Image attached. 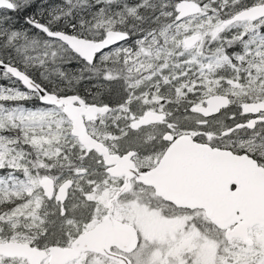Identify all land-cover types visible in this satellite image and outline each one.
Returning a JSON list of instances; mask_svg holds the SVG:
<instances>
[{
  "label": "rangeland",
  "instance_id": "rangeland-1",
  "mask_svg": "<svg viewBox=\"0 0 264 264\" xmlns=\"http://www.w3.org/2000/svg\"><path fill=\"white\" fill-rule=\"evenodd\" d=\"M12 1L19 2L20 0ZM105 1H107V4L111 5L116 3L114 1L117 0ZM197 1L202 2V13L196 15L198 18L193 16L181 22H177L176 20L175 22H169L165 11H163V15L160 14V17H158V14L155 16L153 6L146 12L139 11L140 13H138L134 11L136 15H140L138 19L141 21V26L133 33L134 37L131 42L122 43L109 49L98 57L94 65L88 67L90 76L95 77L103 85H109L115 88L114 98L116 101L119 95L122 98L120 99L119 105L114 108L115 111L113 109V116L108 117L107 114L100 116L96 121L89 122L88 131L93 137L96 138L98 136V131L102 127L114 126V123L117 121L114 113H119L117 117L121 116L122 121L125 123L129 122L128 124L130 127V123L133 120L138 119L148 111H153L156 106H159L157 105L159 101L158 98L142 96L141 94L146 92V88L149 87L148 85L153 83L154 79L152 78L158 74V69H168L171 58L175 61L178 60L184 67H191L196 70L194 79L189 76H181L178 79L174 76V78L176 81H182V83L188 86L187 90L192 91L198 103H203L204 99L208 97V95L204 97L201 96L204 95V91L207 90L209 86L216 89L220 85V88L223 87V90L226 89V93L231 95L232 106L224 111V115H220L215 119L214 123L230 120L233 115L235 116L234 112L238 105L249 102H246V100L249 98L247 96H250L251 90L247 89V82L251 81L256 85L264 82V31H260V26L264 22V19L253 22H238L230 26H224L223 21L225 19L241 10L238 5L235 6L232 3L229 14L223 19L218 16L217 13L220 12L217 10V7L215 8L212 0H206V2L204 0ZM78 2L82 3L83 1ZM153 5L156 7L155 3H153ZM95 16L96 15L93 17ZM119 16L120 13L117 11L114 16H112L111 21L117 22ZM101 18L94 21V24L98 27H100L102 22L97 23V20ZM142 27L145 28V30L140 32ZM100 28L91 25L88 27L86 34L91 37L90 39L96 40L97 30ZM225 32L245 35L244 42L252 44L251 49H249L251 57H254L251 62L253 63L254 69L252 74L248 76L242 75L239 78L226 81L215 77L216 75L213 72L217 71L216 68L223 67V65L225 67L230 61L224 57V50L220 49L218 45L211 46L210 40L212 37L221 35ZM195 33H200L202 35L201 41L191 49L185 48L183 46L184 38ZM205 35L207 37L206 39H204ZM48 44L44 40L32 41L31 43L21 45V47H15L14 52L17 54V58L21 61L22 65L31 66L37 77H39V79L41 78L43 81L51 84V79L59 78L61 75L67 76V80L70 83L75 81L72 73H67L66 75L62 72L59 75L58 70L46 72L48 71L46 69L48 68L50 60L55 61L56 59H63L71 61L75 59L76 56L60 43L53 42L52 44ZM18 55H20V58ZM23 58L26 60H23ZM0 94L2 98L12 100L24 96V92L16 88L4 89ZM228 94L222 95L229 96ZM161 111L162 110L159 108L158 112ZM188 117L193 119L190 114H187L185 118ZM170 118L171 119H169V122L167 121L165 126L166 128L172 129L175 122L171 116ZM187 123L190 124L189 121ZM67 126L71 130L70 122L61 111L41 108L23 109L20 107H15L14 110H6L3 104L0 105V130L8 129L9 127H18L26 132L31 145V150L27 152L20 149L19 146H16V144H18L16 141L18 140H15L14 137L8 142L0 141V169H4L3 172L7 175H12L19 171L21 174H25V176L29 177L32 185L37 189L35 194H38L37 196L40 202H43L42 200L44 197H47L42 188V182L47 177H51L58 187L65 179L63 176L76 173V176H73L75 178L73 179L75 185L71 187L68 205L66 208L62 207L61 213L65 214L69 211L71 213H76V211L81 213V208L75 205V201L81 198L88 199L85 202H90L92 209L90 210V215L86 216V220L83 219V221L86 222V227L90 228L104 217L107 201L112 194L115 179H107L103 172L100 173L101 176H95L93 174V169L96 168L97 165L96 158H94L93 161H87L90 169H75L68 172L67 175H65V173H59L58 175L54 174L53 176H47V174L44 175L39 170L42 168L48 169L51 172H57L55 170L56 165L62 159V155L57 153V150L61 149V147L65 146L67 143L65 140V128ZM138 133L139 135L148 133L146 137L148 144L147 154L139 155L138 158L141 164H148L152 161V155L156 150L157 144L155 139L158 137L159 133H161L162 136V128L151 127L147 132L139 131ZM106 139L109 145L114 149L121 148V150H123L118 142H114L113 137ZM249 140H251V138H249ZM87 171H89V176L92 180H87V176H85ZM81 182L85 185H89L90 189L91 186H93L95 192L89 195L81 192ZM9 188L10 182L0 178V193H7ZM40 188L41 190H39ZM150 196L151 195L147 191L136 189L115 205L114 216L116 219L126 220L128 224H133L142 229L140 245L137 250L131 254L130 259L133 264H149L151 261H154L155 257H158L160 253L155 243H151L154 242L153 236L158 237V230L152 224L153 221L148 218V214L145 210L147 205L144 201H150L152 199ZM50 199L53 200V198ZM26 204L28 205L29 202ZM75 207H77V209H75ZM13 212L20 215L26 214L23 206L16 207ZM19 218L24 219L29 225L35 223L34 220L37 219L34 215L30 217L19 216ZM11 220L13 224L20 225L17 217ZM146 223H148L147 226L145 225ZM144 230L147 231V234ZM21 232L24 234V231ZM23 234L21 235L23 236ZM12 240L29 243V239L26 237L14 238ZM181 245L187 248L190 247L189 241L186 239L182 240ZM164 251V259L161 253V259L159 257V260L156 262L160 263L163 261L162 264H171L173 261L171 246L165 247ZM0 264L28 263L24 259L4 258L0 256ZM42 264H47V261H44ZM70 264L118 263L97 255L91 258L81 256L78 260Z\"/></svg>",
  "mask_w": 264,
  "mask_h": 264
},
{
  "label": "trees",
  "instance_id": "trees-1",
  "mask_svg": "<svg viewBox=\"0 0 264 264\" xmlns=\"http://www.w3.org/2000/svg\"><path fill=\"white\" fill-rule=\"evenodd\" d=\"M78 1H83L79 3ZM180 0H117L111 5L107 4L105 0H20L14 1V8L12 10L0 9V60L4 63H9L18 67L21 71L29 75L34 81L39 83L47 91L55 93L59 96H65L75 94L80 98L87 100L91 103L99 105H109L112 107V111L108 113V117L113 116L112 112L114 108L119 105V95L117 101L114 98L115 88L113 86H106L101 84L95 77L90 76L89 66L85 65L83 61L77 57L71 61L63 59L50 60L46 72L58 70L60 75L62 72L72 73L75 81L69 82L67 76H59V78L51 79L49 82L43 81L37 77L33 68L28 65H22L21 61L17 58V54L14 52L15 47H21L23 44L31 43L32 41L44 40L47 44H52L53 41L49 40L43 33H40L36 28L31 25V22H36L45 25L51 31H61L74 36H80L84 38H91L86 34L88 27L93 25L97 28V36L95 39L103 37L108 30L124 31L130 34V41L134 37V32L140 28V20L135 13L139 11L146 12L148 9L154 7V14H164L169 22H175L174 4ZM197 1V0H195ZM206 2V0H204ZM215 8L220 13H217L220 18H225L232 6V3L240 9L246 8L259 3H264V0H212ZM153 3L156 4L153 5ZM202 3V2H201ZM120 13L117 22H113L112 16L116 12ZM136 11V12H134ZM134 12V13H133ZM96 15L95 17H93ZM102 17V18H101ZM106 19H104V18ZM97 23H101L100 27L94 24L96 19ZM157 18V17H156ZM198 18V16H195ZM104 20V22H103ZM161 20V19H159ZM163 20V19H162ZM264 21V20H263ZM87 29V30H86ZM145 28H141L140 32H143ZM204 30V29H203ZM260 31H264V22L260 26ZM225 34V35H224ZM206 35L204 39H206ZM48 39V40H46ZM245 35L235 33H223L216 35L210 40L211 46L218 45L220 49H223V55L230 62L225 67L216 68V72H213L220 80H232L239 78L242 75H250L253 73V63H251L254 57H251L249 49L252 44L244 42ZM52 42V43H51ZM48 44V45H49ZM47 45V46H48ZM218 48V47H217ZM20 58V55H18ZM251 57V58H250ZM23 60H26L23 58ZM196 70L191 67H184L178 60L170 59L168 69H158V74H162L163 78H153L152 84L148 85L146 92H143L142 96H151L158 98L159 106H162L163 102L167 104L175 105L170 107L168 112V122L170 116L174 120V125L169 131L173 134L181 133H193L210 130L208 124H206L201 117L194 114L191 108H186V104H191V107L199 105L195 99L196 96L192 91L187 90L188 86L182 81H171L169 77L178 79L181 76H189L192 79L195 78ZM51 74V73H50ZM157 74V75H158ZM52 75V74H51ZM57 75V74H54ZM157 75L153 76L156 77ZM211 77V76H210ZM166 79V80H165ZM175 79V78H174ZM175 79V80H176ZM241 80V79H240ZM169 81V86L165 90L163 87L165 82ZM242 81V80H241ZM97 83V84H95ZM158 87L160 95H157V91L153 90ZM7 88H16L24 92V96L19 99H5L0 96V105H4L6 110H14L15 107L23 109H47L57 110L53 107L43 106L39 103V98L36 94L26 91L22 85L13 80L12 78L0 74V92ZM247 89L251 90V94L246 102L255 100H264V82L261 84H254L253 82H247ZM201 97L212 94H228L226 89L220 88V85L215 89L209 86L204 91ZM1 95V94H0ZM231 98V95L228 94ZM144 98V97H143ZM123 101V100H122ZM160 102V103H159ZM244 102V101H243ZM232 104V98H231ZM156 106L155 108H158ZM114 109V111H113ZM60 111V110H57ZM123 113V112H120ZM124 114V113H123ZM190 114L192 118L187 117ZM116 122L114 126L102 127L96 137L109 147L113 153H123L130 149L138 151L140 154H145L148 151V144L145 135H139V131H132L129 127V122L122 121V117L118 116L119 113H114ZM190 122L187 123V122ZM186 122V123H183ZM221 122H217L215 126L222 125ZM68 125V124H67ZM216 126V127H217ZM157 127V126H154ZM212 127V125H211ZM151 127L142 129L140 131H149ZM16 130V131H13ZM65 140L67 141L65 146H59L61 149L57 150V153L62 155V159L56 165L55 170L57 172H51L48 169H39L42 174L47 176H53L54 174L71 172L75 169H90L87 161L97 159L96 168L93 169L95 176H101L104 167L102 159L95 152L86 151L81 145H79L77 139L71 136L70 129L67 126L65 128ZM15 138L18 140L20 149L23 151H30L31 145L29 138L25 131L18 127H9L8 129L0 130V141L8 142ZM113 137L114 142H118L123 150L114 149L109 145L106 138ZM161 133L155 139V142L161 140ZM64 139V138H63ZM4 169H0V178L10 182V188L7 193H0V240L9 241L14 238H28L29 243L35 247L47 249L50 245L56 244L61 246H67L71 241L81 232L87 230L85 223V217L90 215L92 209L90 202H85L88 199H80L75 201V205L81 208V213L66 212L61 213L62 207H67L68 201L64 205L56 203L54 200L44 197L43 202L39 201L37 189L34 188L29 177L25 174H21L17 171L15 174L7 175L3 172ZM73 175L63 176L65 179H75ZM87 171L85 176L87 180H92ZM61 176V175H59ZM76 176V175H75ZM64 179V180H65ZM117 181L114 183L112 194L115 193L117 188ZM75 185V184H74ZM41 190V188L39 189ZM81 192L89 195L95 192L93 186L91 189L89 185H85L81 182ZM29 202L27 205L26 203ZM26 204V205H25ZM18 206H23L26 214H15L13 211ZM77 209V207H75ZM74 211V212H75ZM30 217L34 215L37 217L35 223L29 225L24 219H20L19 216ZM18 218L20 225L13 224L11 219ZM24 231V234L21 232ZM23 234V236L21 235ZM85 258H91L97 256L93 253L82 254Z\"/></svg>",
  "mask_w": 264,
  "mask_h": 264
},
{
  "label": "water",
  "instance_id": "water-1",
  "mask_svg": "<svg viewBox=\"0 0 264 264\" xmlns=\"http://www.w3.org/2000/svg\"><path fill=\"white\" fill-rule=\"evenodd\" d=\"M12 10L11 0H0V9ZM203 6L195 0H180L174 6L175 20L181 22L186 18L202 13ZM264 19V3L255 4L234 13L223 21L224 26L236 22L259 21ZM49 38L62 42L76 56L92 64L97 55L113 46L123 43L128 36L124 32L108 31L99 41L84 39L64 32H51L46 27L36 25ZM202 38L200 33L191 34L184 38L185 48H192ZM0 71L6 72L17 80L22 87L32 93L38 94L40 102L62 108L63 114L71 124V135L86 151H96L103 159L106 173L112 178L124 177L125 180L119 190L108 199L106 213L91 228L81 232L68 246L52 244L48 250L37 248L28 242L9 240L0 242V256L4 258L24 259L28 264H70L83 253H94L112 260L118 264H131L125 255L133 251L137 244V232L133 226L114 217L115 203L120 196L130 190V180H136L146 186L154 188L157 195L174 203L179 207H200L204 197V185L199 176L219 172L224 178L223 186L219 190L211 191L208 196L221 194V212L229 216L236 210L245 212L251 224L264 227V169L256 167L244 155L238 156L228 150L212 149L204 144H196L188 134L174 138L171 133L164 135V140L170 146L164 152L159 164L152 170L138 173L133 161L134 152L112 154L100 141L96 140L87 130L86 122L95 121L98 115L109 112V107L85 105L75 96H55L43 90L30 76L18 68L0 60ZM230 104L229 97L225 95H211L205 99V104L193 109L203 118L212 117ZM264 111V101L248 102L242 105L244 114H255ZM165 116L153 112L144 114L133 121L131 127L138 129L151 124L160 123ZM252 121L247 123L251 127ZM209 171V172H208ZM212 171V172H211ZM202 175V176H201ZM213 175V174H212ZM196 179V180H195ZM235 184L234 190L230 185ZM72 181L66 180L59 187H54L53 181L47 178L42 182V188L47 197L64 204L68 198ZM214 193V194H212ZM206 196V195H205ZM211 197V198H212ZM191 200H196L191 204ZM210 200V198H209ZM219 200V201H220ZM212 206V203H210ZM219 210L211 207V210ZM221 213V214H222ZM217 213H213V217ZM223 219L214 218L217 224ZM116 247L121 253L111 250Z\"/></svg>",
  "mask_w": 264,
  "mask_h": 264
},
{
  "label": "flooded vegetation",
  "instance_id": "flooded-vegetation-1",
  "mask_svg": "<svg viewBox=\"0 0 264 264\" xmlns=\"http://www.w3.org/2000/svg\"><path fill=\"white\" fill-rule=\"evenodd\" d=\"M1 73L3 75L5 74L3 71H0V74ZM153 78H163V75L158 74ZM169 80L176 81L171 77H169ZM168 86L169 81H166L161 87L167 91L169 90L167 89ZM153 90L157 91L159 88H156L155 85ZM160 92L162 91H157V95H160ZM205 99L203 103L200 104L204 105ZM84 101L86 104H96L88 102L87 100ZM257 101L264 100L249 102ZM242 105L243 103L237 106L234 112L235 116L233 115L230 120H227L226 122L218 121L221 122L220 124L222 125H216V127L215 124H217V122L214 123V121L220 115H224V111L230 108L232 104H229L226 109L221 110L218 114L212 117L202 118L203 121L209 125L210 130L186 134H188L196 144H204L212 149L228 150L238 156L244 155L252 164L254 163L256 167L264 169V111H259L255 114H244L242 112ZM172 106L171 104L164 102L162 106L153 109V111H158L160 108L166 114V120L135 131L138 132L142 129L154 126L162 128L161 140L156 143V150L152 155L153 158L150 163L141 164L138 159L139 155H145L147 153L140 154L138 151L133 149L120 153V155H122L131 150L135 151L136 154L132 159L140 173L148 172L155 168V166L159 164L164 152L171 144L170 142L164 140V135L166 133H171L169 131L170 129L166 128L165 124L168 121L167 111H169ZM186 108L193 109L191 104H186ZM57 110L62 112V109ZM250 121H252L251 127L247 126V123ZM88 124L89 122H86L87 130ZM178 135H175L174 138ZM249 138H251V140H249ZM102 171L107 179H115V181L118 182H116V193V191L119 190L123 184L125 178H112L106 173V167ZM213 171L215 172V170ZM214 172L211 174L210 172L209 174L207 173L204 178L202 175V177L199 176L200 181L202 180L204 188L206 189H203V195L205 194L206 196L204 195L205 198H203L200 202L201 206L194 208L176 206L174 203H171L170 201H167L163 197L157 195L154 188L138 182L135 177L130 180V190L120 196L115 205L120 200L125 198L130 192L135 191L136 189L147 191L151 195L150 197H152V199L150 201H144L147 205L145 210L148 214V218L153 221L152 224L158 230V237L153 236L154 242L151 243H155L157 250L160 253L159 256L155 257V260L151 261L149 264H162L163 261L160 263L156 261L159 260V257L161 259V253L164 259V248L167 246H171L172 249L171 256H173V261L171 264H264V227L259 224H251L248 218H246L245 212H241L239 210H236L227 217L223 216L224 214L220 211L222 205V200H220L222 198L221 194L218 193L216 198L214 195L213 197L208 196L209 189L211 191H214L215 189L219 190V188L223 186L224 178L221 177L219 172ZM72 181L75 184L73 179ZM74 184L72 186H74ZM235 187V184H231L230 190H234ZM70 192L71 188L66 201L69 200ZM113 195H111L110 198ZM195 201L196 200H191L190 203L194 204ZM210 203H212V206H210ZM211 207H217L219 210L214 211L213 208L211 210ZM214 212L217 213V217H213ZM214 218L223 220L220 221V224H217L214 221ZM120 221L127 223L126 220ZM147 224L148 223L145 225L147 226ZM131 226H133L137 232V244L133 251L125 254L129 259L131 258V254L136 251L140 245V235L142 230L133 224ZM144 232L147 234L146 230H144ZM183 239L189 241V248L181 245ZM111 250L116 253H121L116 247H112ZM130 261L131 264H133L131 259Z\"/></svg>",
  "mask_w": 264,
  "mask_h": 264
},
{
  "label": "bare ground",
  "instance_id": "bare-ground-1",
  "mask_svg": "<svg viewBox=\"0 0 264 264\" xmlns=\"http://www.w3.org/2000/svg\"><path fill=\"white\" fill-rule=\"evenodd\" d=\"M11 2L13 3V1L11 0ZM201 3V2H200ZM202 4V3H201ZM260 4V3H259ZM13 5H14V3H13ZM249 7V6H248ZM244 9V8H243ZM175 12V11H174ZM190 18V17H189ZM186 19H188V18H186ZM236 23H238V22H236ZM31 25L34 27V28H36V25H41V26H44V27H46L45 25H43V24H40V23H36V22H31ZM231 25H233V24H231ZM230 26V25H229ZM47 28V27H46ZM37 29V28H36ZM48 29V28H47ZM40 33H43L41 30H39V29H37ZM48 30H50V29H48ZM51 31V30H50ZM108 31H110V30H108ZM107 31V32H108ZM112 31H117V30H112ZM51 32H61V31H51ZM107 32H105V34L107 33ZM117 32H124V31H117ZM65 33V32H64ZM124 33H126L127 34V36H128V38H127V40H125L123 43H128L129 41H130V39H131V37H130V34L129 33H127V32H124ZM44 34V36H46L49 40H51V41H53V42H57V43H60L61 45H63V46H65L66 47V45L65 44H63L62 42H59V41H56L55 39H52V38H49L47 35H45V33H43ZM68 34V33H67ZM105 34L103 35V37L105 36ZM69 35H71V34H69ZM72 36H74V35H72ZM76 37H80V36H76ZM102 37V38H103ZM80 38H84V37H80ZM102 38H100V39H98V40H93V41H99V40H101ZM48 39H46V40H48ZM84 39H90V38H84ZM90 40H92V39H90ZM201 41V39L195 44V45H197L199 42ZM52 43V42H51ZM122 44V43H121ZM119 45V44H118ZM117 46V45H116ZM184 46V45H183ZM113 47H115V46H113ZM113 47H111V48H113ZM111 48H109V49H111ZM109 49H106L104 52H106V51H108ZM104 52H102L101 54H99V55H97L96 56V58H95V60H94V62L92 63V64H89V63H87L86 61H84L83 59H81V58H79V57H77V56H75V58L77 57V58H79L81 61H83L87 66H91V65H93L94 63H95V61L98 59V57L100 56V55H102ZM73 55V54H72ZM2 61V60H1ZM9 64V63H8ZM10 65H12V64H10ZM12 66H14V67H16L15 65H12ZM16 68H18V67H16ZM19 69V68H18ZM20 70V69H19ZM21 71V70H20ZM23 72V71H22ZM3 73H5L4 75L5 76H8V77H11V75L10 74H8V73H6V72H3ZM24 73V72H23ZM26 74V73H25ZM13 80H15L13 77H11ZM17 81V80H16ZM37 83V82H36ZM39 84V83H38ZM40 85V84H39ZM40 87L43 89V90H45L47 93H49V94H52V95H55V96H59V95H57V94H55V93H52V92H50V91H47L44 87H42L41 85H40ZM27 91V90H26ZM29 92V91H28ZM34 94H36V93H34ZM37 96H38V94H36ZM215 95H222V94H215ZM65 96H68V95H65ZM70 96H75V97H77V98H79L80 100H82L84 103H85V105H96L97 107H109V111H111V106H109V105H98V104H86V102L82 99V98H80L79 96H77V95H75V94H70ZM226 96V95H225ZM59 97H61V96H59ZM227 97H229V96H227ZM38 98H39V96H38ZM229 99H230V104H231V98L229 97ZM39 102H40V98H39ZM40 104L41 105H43V106H47V107H53V108H55V109H62V108H59V107H55V106H52V105H46V104H42L41 102H40ZM202 104H200V105H196V106H194L193 107V109L195 108V107H197V106H201ZM193 109H192V112L194 113V114H196V115H198L197 113H195L194 111H193ZM148 112H153V113H157V114H162V115H164L165 116V120H166V114L164 113V112H158V111H148ZM148 112H146V113H148ZM62 113H63V110H62ZM109 112H107L106 114H104V115H107ZM145 113V114H146ZM144 115V114H143ZM142 115V116H143ZM65 116V115H64ZM99 116V115H98ZM101 116H103V115H101ZM141 116V117H142ZM199 116V115H198ZM141 117H139V118H141ZM199 117H201V116H199ZM98 119L100 118V116L99 117H97ZM138 118V119H139ZM201 118H203V117H201ZM97 119V120H98ZM137 120V119H136ZM133 121H135V120H133ZM132 121V122H133ZM91 122H93V121H91ZM131 122V123H132ZM131 123H130V129L132 130V131H136V130H139V129H141V128H144V127H141V128H138V129H133L132 127H131ZM156 124V123H155ZM151 125H153V124H151ZM150 126V125H149ZM145 127H147V126H145ZM89 132V131H88ZM172 134V133H171ZM184 134H186V133H181V134H172V136L173 137H175V135H178L177 137H179L180 135H184ZM176 137V138H177ZM75 138V137H74ZM96 139V138H95ZM96 140H98V139H96ZM78 141V140H77ZM98 141H100V140H98ZM100 142H102V141H100ZM79 143V142H78ZM103 143V142H102ZM104 144V143H103ZM105 145V144H104ZM106 146V145H105ZM107 147V146H106ZM108 148V147H107ZM109 149V148H108ZM131 151H133V150H131ZM90 152H95L97 155H99L96 151H90ZM109 152H110V149H109ZM130 152V151H129ZM134 152V155L136 154V152L135 151H133ZM111 153V152H110ZM112 154H114V153H112ZM100 156V155H99ZM101 157V156H100ZM101 159H102V157H101ZM102 162H103V159H102ZM104 164V163H103ZM136 167V166H135ZM136 170H137V172L138 173H140L139 171H138V169H137V167H136ZM47 178H50L52 181H53V184H54V187H57L56 185H55V182H54V180L51 178V177H47ZM46 178V179H47ZM45 179V180H46ZM66 180H69V179H66ZM66 180H64V181H66ZM71 181H72V179H70ZM63 183V181L61 182V184ZM60 184V185H61ZM74 183H73V181H72V185H73ZM59 185V186H60ZM58 186V187H59ZM51 198V197H50ZM57 203V202H56ZM59 204V203H58ZM105 213H106V211H105ZM79 235V234H78ZM77 237V236H76ZM51 246V245H50ZM68 246V245H67ZM38 248V247H37ZM49 248V247H48ZM48 248L47 249H44V250H48ZM40 249H42V248H40ZM105 258V257H104ZM107 259V258H106ZM109 260V259H108ZM112 261V260H111ZM114 262V261H113Z\"/></svg>",
  "mask_w": 264,
  "mask_h": 264
}]
</instances>
